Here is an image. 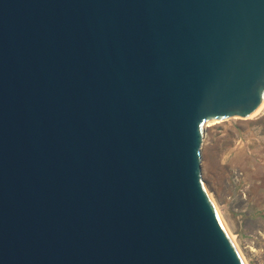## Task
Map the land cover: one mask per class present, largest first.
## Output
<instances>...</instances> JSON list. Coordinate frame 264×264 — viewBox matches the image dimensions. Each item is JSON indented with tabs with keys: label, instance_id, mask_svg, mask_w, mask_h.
<instances>
[{
	"label": "water",
	"instance_id": "obj_1",
	"mask_svg": "<svg viewBox=\"0 0 264 264\" xmlns=\"http://www.w3.org/2000/svg\"><path fill=\"white\" fill-rule=\"evenodd\" d=\"M263 101L264 0H0V264H245L202 144Z\"/></svg>",
	"mask_w": 264,
	"mask_h": 264
},
{
	"label": "rangeland",
	"instance_id": "obj_2",
	"mask_svg": "<svg viewBox=\"0 0 264 264\" xmlns=\"http://www.w3.org/2000/svg\"><path fill=\"white\" fill-rule=\"evenodd\" d=\"M201 167L246 262L264 264V110L209 123Z\"/></svg>",
	"mask_w": 264,
	"mask_h": 264
},
{
	"label": "bare ground",
	"instance_id": "obj_3",
	"mask_svg": "<svg viewBox=\"0 0 264 264\" xmlns=\"http://www.w3.org/2000/svg\"><path fill=\"white\" fill-rule=\"evenodd\" d=\"M263 110H264V101H263L262 105L260 106V108L254 113V115H252V116H250V117H254V116H256V115H259ZM245 118H246V117H245ZM212 122H216V120L211 121V122H209V123H212ZM209 123H208V124H209ZM208 192H209V190H208ZM209 195H210V197H211V199H212V201H213V203H214V205H215V207H216V204H215L214 198L212 197V195L210 194V192H209ZM216 209H217V207H216ZM217 211H218V213H219V215H220V217H221V219H222L224 225L226 226V228H227V230H228V233L230 234V237H231L232 241L234 242L236 248L238 249V251H239V253H240V255H241V257H242L244 263H245V264H248V263L246 262V259H245V257H244V254L242 253L241 249L239 248V246H238V244H237V242H236V240H235L234 235H233L232 232L229 230V228H228V226H227V224H226V221L224 220V217L222 216V214L220 213V211H219L218 209H217Z\"/></svg>",
	"mask_w": 264,
	"mask_h": 264
}]
</instances>
